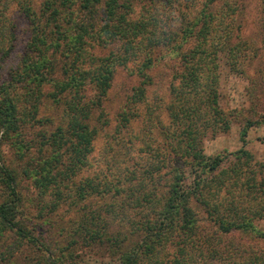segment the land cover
Segmentation results:
<instances>
[{
  "label": "trees",
  "instance_id": "obj_1",
  "mask_svg": "<svg viewBox=\"0 0 264 264\" xmlns=\"http://www.w3.org/2000/svg\"><path fill=\"white\" fill-rule=\"evenodd\" d=\"M12 1L0 0V5ZM184 1L43 0L36 6L33 0H18L28 27L23 31L0 9V142L15 148L14 158L24 159L27 167L31 163L24 155L37 151L33 173L25 172L43 191L37 217L49 225L59 214H77V231L85 243H129L119 264H264V247L259 245L264 230L257 223L264 220V161H257L246 148L248 130L256 122L248 121L242 128L244 146L237 152L208 156L203 144L209 133L229 131L235 121L221 106V68L239 70L240 45L232 42L233 33L224 31L227 19L213 10L220 1L225 6L230 0H206L203 9L200 4L187 14L185 7L181 11ZM172 6L176 15L168 10ZM229 20L228 26L233 19ZM163 50L178 60L168 105L174 129L167 132V145L152 154L162 160L145 170L150 181L162 173V185L132 200L130 209L141 216L135 222L132 216L125 219L128 212L115 196L122 190L112 195V187L101 189L93 178L76 186L75 178L89 167L100 130L110 125L106 101L120 68L140 82L117 113L115 129H128L140 118L144 124L148 115L135 112L133 106H146L147 87L153 83L149 73L159 56L163 59ZM45 106L61 109L57 124L41 116ZM5 167L0 165V263H15L19 256L14 253L21 246H3L7 235L41 248L45 243L28 226L33 218L15 170ZM94 194L99 204L83 201ZM190 201L202 208V216ZM99 221L108 231L98 232ZM120 221L139 239L122 236ZM237 235L246 242H228Z\"/></svg>",
  "mask_w": 264,
  "mask_h": 264
},
{
  "label": "rangeland",
  "instance_id": "obj_2",
  "mask_svg": "<svg viewBox=\"0 0 264 264\" xmlns=\"http://www.w3.org/2000/svg\"><path fill=\"white\" fill-rule=\"evenodd\" d=\"M42 1L33 0L36 6H40ZM205 1L185 0L182 8L180 5L181 11L185 7L187 14L195 11L200 4L202 6L199 7L203 9ZM229 2L230 7L229 5H221L222 1H220L213 7V10L227 19V23L230 18L233 19L229 26L224 23L223 28L225 32L233 33L232 42L240 45L236 59V66L239 70L236 73H231L228 68H221V106L227 114L234 116L235 121L231 124L229 131H222L215 135L209 133L204 138V151L208 156L229 155L237 152L244 146L241 139V130L248 121H252L256 123L248 130L246 148L257 161L263 162L264 123L261 122L264 120V0H230ZM170 6L171 4L167 7ZM158 7L164 9L165 5L159 4ZM233 8H235V11H232ZM0 9L5 17L9 18L10 16L20 31L27 27L26 20L21 15L18 6V0L8 3L7 6L1 3ZM168 10L172 11L173 15L177 14L174 6ZM167 14H169L168 11ZM218 37L219 35L216 34L215 38L218 39ZM161 53L163 59H160L159 56L160 60L158 59L157 65L149 73L153 83L147 87L144 100L148 108L143 104L133 106L135 112L148 115L146 118L144 117V124L142 123L143 118H140L128 129H121V126L119 130L115 129L119 120L116 116L117 113L122 111L123 103L131 96L134 88L140 82L137 76L132 75L124 68H120L116 73L114 87L106 101V119L110 120V125L100 130L101 132L94 144L95 150L89 159V167L87 166L75 178L76 186L81 183L85 184L93 178L101 186V189L107 185L112 187V195L116 194L117 188L122 190L120 197L115 196L118 201H122L121 207L125 208L124 211L128 212L125 219H131L132 216L131 220L135 222L141 216L134 215L130 209L132 202H135L137 198H141L145 192L152 191L156 185L159 190L164 176L162 173H158L161 176L150 181L145 170L150 163L156 162L154 164H157L162 160L157 157L153 158L152 154L161 151L158 146L164 147L167 145L169 142L167 132L174 129L172 123L170 124L171 119L168 118V105L170 102V82L172 81L174 68L178 65V60L175 57L176 55L169 54L166 50ZM8 68L9 63L5 66V69ZM150 114L154 116L151 120ZM41 116L53 118L57 124L61 120V109L53 111L46 107L44 110L42 109ZM53 124L55 123L53 122ZM39 128L37 127L32 131L33 135L38 132ZM163 139L165 140L162 141ZM15 152V148H9V144L0 142V165L15 170L18 187L26 198L25 208L28 210L30 217L33 218V220L28 221V226L31 228L32 233L38 236L40 242L45 243V247H39L38 243L36 245L21 243L17 240L15 234L10 233L5 237L6 240L3 246L8 244L10 247L16 242L20 243L19 251L14 253L19 257L15 259V263L9 260V262L0 264H119L118 259L130 248L129 243L123 246H115L105 242L100 243L101 245L85 243L84 235L77 231L80 222L76 217L77 214L73 217H70L71 213L69 212H66L65 215L59 214L56 217L57 220L49 225H46L41 218L37 217L43 196L41 192L43 191L37 186H33L29 177L25 174L26 170H30L28 172L29 176L33 173L31 170L39 159L37 151L29 153L28 157L24 155L26 160L31 163L30 167L24 165V159L18 160V155L14 158ZM164 154L168 153L163 152ZM31 179L33 181L32 177ZM126 179L127 182H130L126 183ZM0 180L2 181L1 178ZM1 181L0 195L3 196ZM101 182L108 184L103 185ZM1 196L0 203L4 199ZM98 197L97 194H94L83 201L99 204ZM127 197L130 199L128 200ZM124 203H128L129 206L124 205ZM157 203L158 200L155 199L153 206L158 209ZM190 203L199 211L198 216H202V208L197 203L192 201ZM100 214L104 216V211L101 210ZM59 216L62 217L61 220H59ZM99 222V229L96 228L99 230L98 232L101 234L103 231H108L103 228L101 221ZM118 223L120 225H117V227L121 229L122 236H130L133 229L128 230L121 221ZM257 223L264 230V220ZM113 230L115 231V229ZM134 236L139 239L137 234L131 235V237ZM228 240V242L235 244L246 242L239 235L229 237ZM228 242L226 241L225 244L230 245ZM259 245L264 247V242L259 243ZM0 250L3 253L4 250L2 248ZM46 259H51V261L46 263ZM1 260L2 254H0Z\"/></svg>",
  "mask_w": 264,
  "mask_h": 264
}]
</instances>
